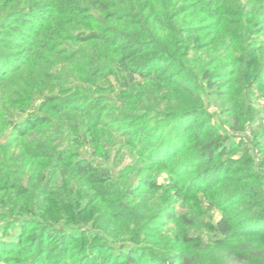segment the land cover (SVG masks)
Segmentation results:
<instances>
[{
	"label": "trees",
	"instance_id": "1",
	"mask_svg": "<svg viewBox=\"0 0 264 264\" xmlns=\"http://www.w3.org/2000/svg\"><path fill=\"white\" fill-rule=\"evenodd\" d=\"M264 264V0H0V262Z\"/></svg>",
	"mask_w": 264,
	"mask_h": 264
},
{
	"label": "rangeland",
	"instance_id": "2",
	"mask_svg": "<svg viewBox=\"0 0 264 264\" xmlns=\"http://www.w3.org/2000/svg\"><path fill=\"white\" fill-rule=\"evenodd\" d=\"M0 264H5V263L3 261H1Z\"/></svg>",
	"mask_w": 264,
	"mask_h": 264
}]
</instances>
